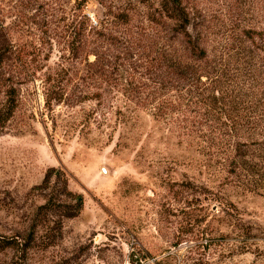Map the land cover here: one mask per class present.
Listing matches in <instances>:
<instances>
[{
	"label": "rangeland",
	"instance_id": "374dc122",
	"mask_svg": "<svg viewBox=\"0 0 264 264\" xmlns=\"http://www.w3.org/2000/svg\"><path fill=\"white\" fill-rule=\"evenodd\" d=\"M182 4L188 31L218 60L216 81L203 79L194 96L189 82L160 84L161 46H179L158 0H0V21L28 60L0 132V240L13 241L0 264H264V0ZM79 12L111 28L75 55ZM94 59L107 63L104 75ZM47 76L68 92L50 109ZM168 97V113L138 102ZM52 167L82 196L74 217L60 207L72 196L55 190L41 209L48 192L34 187Z\"/></svg>",
	"mask_w": 264,
	"mask_h": 264
},
{
	"label": "trees",
	"instance_id": "16d2710c",
	"mask_svg": "<svg viewBox=\"0 0 264 264\" xmlns=\"http://www.w3.org/2000/svg\"><path fill=\"white\" fill-rule=\"evenodd\" d=\"M158 4L159 17L163 22L166 21L171 25L170 30L173 33V38L179 46L176 51L171 53L164 50L163 45L161 46L158 53V67L160 68L159 70L162 76L160 78V84L169 91L173 80L182 81L184 83L185 81L189 82L192 85L189 87L187 94L194 96L193 91H197L199 86L206 84V81L204 80H211V82L213 80L214 82L216 81L212 78V69L218 64V60L209 57L207 40L195 36L188 31L189 19L182 4V0H158ZM78 16V25L73 29L75 44L69 43L68 45L69 50L75 55H78L83 51L87 42V37H94L96 41L97 37L98 39L102 37V40H104L105 37L109 35L111 28L110 22L103 18L92 24L84 13L79 12ZM116 18L122 20L123 23H128L129 21L127 14H120L116 16ZM12 40L13 39L9 33L4 28L3 22L0 21V90L3 88V93L6 97V99L0 103V132L11 120L17 106V90L14 86L16 83L15 80H17L21 74H23V76H28L27 70L25 69V67L28 66V60L26 59V54L23 52L24 49L19 48V46ZM179 48L183 50V55L179 54ZM96 51L97 45H95L89 53H94ZM210 62L213 63V65H210ZM88 65L93 67L94 72L97 73V75H104L107 71L104 68L107 63H100L97 59L88 62ZM209 69L211 70V73L209 72ZM51 81H53V77L51 76L42 79L45 109H50L51 105L58 104L64 96L67 98L68 95V92L63 85L53 82L51 84ZM211 82H209V84ZM92 87L95 88L92 93L94 99L101 100V98H103L102 93L105 92L101 89V83L98 84V86L93 85ZM132 91V88L129 89L124 87L121 93L128 104L126 108H128L129 103H133V100L128 96ZM168 91H166V94ZM82 92L84 91L81 90L79 92L77 98H82ZM216 92L217 90L215 88L209 91V96H211L214 101L218 99V93ZM163 100L164 101L140 100L138 102L139 104L146 105L147 109L149 108L152 113H156V111L160 109L168 113L170 111L172 100L170 97L164 98ZM156 102H159V105H157ZM117 113L124 112L118 110ZM34 189L43 191L44 193L48 192V198L44 205L41 206V209H47L51 204L54 206L52 203L54 190L72 196L74 201L63 203L60 206L62 208V214H60L64 218L76 216L82 207V196L78 193L74 194L72 191L68 190L65 174L60 169L53 167L48 168L42 182L35 186ZM12 244L13 241L11 240H0L1 249L12 246Z\"/></svg>",
	"mask_w": 264,
	"mask_h": 264
}]
</instances>
